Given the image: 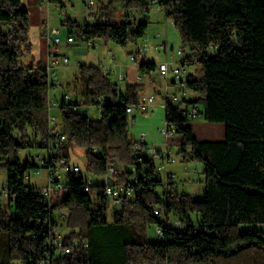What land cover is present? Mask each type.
<instances>
[{"label":"trees","instance_id":"16d2710c","mask_svg":"<svg viewBox=\"0 0 264 264\" xmlns=\"http://www.w3.org/2000/svg\"><path fill=\"white\" fill-rule=\"evenodd\" d=\"M161 2L191 46L183 62L201 66L199 76L187 77L189 90L200 98L185 100V105L202 103L205 120L225 126L224 140L200 141L185 110L165 106L167 124L180 135L184 160L203 164V198L166 185L153 160L136 163L127 107L137 101L141 85L128 84L122 92L99 66L82 64L76 84L81 97H62L57 112L67 143L38 164L48 170L64 157L69 165L71 151L83 148L86 174L67 171L66 194L46 203L27 182L29 171L38 166L22 161L20 152L33 147L47 152L51 87L41 62L22 61L34 56L30 11L22 0H0V168L7 171L10 196L9 205L0 203V231L8 235L7 260L0 264H39L50 251L45 243L49 231L59 228L56 211L62 209L70 211V233L64 238L87 241L88 248L77 260L64 256L52 264H264V0ZM150 5V0H125L123 18L117 21L109 2L100 10L99 22L66 24L87 42L137 44L148 32L144 13ZM141 11L143 17L137 16ZM139 68L151 75L157 64L142 61ZM81 101L96 108L99 117L85 114ZM115 158L125 166L120 181L134 184L132 175L138 179L133 196H123L119 205L105 193V176ZM133 164L135 170L129 169ZM87 175L93 177L90 192L84 190ZM154 208L163 212L161 219ZM176 219L185 223V232L169 228ZM158 225L165 239H150V227L156 235Z\"/></svg>","mask_w":264,"mask_h":264},{"label":"rangeland","instance_id":"374dc122","mask_svg":"<svg viewBox=\"0 0 264 264\" xmlns=\"http://www.w3.org/2000/svg\"><path fill=\"white\" fill-rule=\"evenodd\" d=\"M107 1L113 2V15L114 19L120 21L123 17L125 11L123 7L122 0H94L95 5L94 9L89 10V7L86 3V0H63V3L49 2L45 0L46 5L45 9V22L48 24L49 29L53 30L57 28L60 30L58 37L62 40V43L59 44V48L62 54L67 55L70 59L68 66H59L57 67L58 73V82L62 83L57 90L58 99L61 100L64 94H70L73 97L76 95L81 96V91H76V82L80 74V64L85 65H99V61L102 57H106V64L112 62L111 57L107 56V51L109 49L113 50L114 56L116 57V63L113 65L116 74L111 75V82L118 85L120 91L124 92L126 90V85L131 81L133 75L136 74L137 64L131 60L132 53H136L138 62L143 60H149L155 63H159L161 59H168L169 62H173V66L177 65L180 62L181 58L185 55H190L192 53L191 46L185 44L181 35L180 30L174 25L173 21L166 16L165 11L159 9V4L154 3L153 0H150L151 5L149 12H138L137 16L143 17L144 14L147 15L149 20V28L145 38H142L138 41L137 44L130 43L126 46L120 45L113 41H108L106 44H103V40H96L98 43L96 47L88 46L87 41H85L80 36L77 37L76 41L71 44H67L66 40L69 35V24H66V21H73L78 24H84L88 19V12H98L102 3ZM144 13V14H143ZM47 26V27H48ZM47 27L45 31H47ZM43 25H38L36 22L30 23L29 30V39L33 44V47L36 46L37 41L40 37H44ZM54 33V32H53ZM52 33V35H54ZM161 34V39L163 37L168 40V52L163 50H157L155 45L159 42L157 34ZM149 40V49L148 56L146 57L142 53V45ZM161 44V43H159ZM173 46V48H172ZM184 50L183 54L178 56V50ZM180 57V58H179ZM25 57L22 58V61H25ZM177 62V63H176ZM101 64V63H100ZM199 66V67H198ZM200 68L198 62L192 64H186L187 76L190 75L192 71L196 68ZM143 74L142 72H140ZM124 74L127 78V75H130V78L120 82L118 76ZM140 74V75H141ZM196 74V72H193ZM138 80L131 82L136 83ZM138 83V82H137ZM155 88H161L160 90L165 92V83L159 79L155 78L154 80ZM175 87V86H174ZM164 88V89H163ZM145 93L154 92L152 86L143 87ZM76 91V92H75ZM159 91V89H158ZM155 92L156 94L158 93ZM177 89L171 88V94L176 93ZM201 111H203V104L199 103ZM90 116L99 117L96 108H91ZM166 118H165V99L163 94L159 92L157 94V104L153 111L149 114L143 113H131L129 114V126L128 132L131 140L136 142H145L150 147H165V137L162 136L159 132V129L166 128ZM188 125L193 126L195 129V136L198 139H221L224 135V130L221 128L223 124L220 123H209L205 120L203 114L190 117L188 119ZM180 135L178 133L174 134V138L171 142V150L174 157L177 159L175 163L169 165V171H171L173 176V185L176 187V191L181 194H188L192 197H197L198 199L203 198V193L205 190V178L203 174V164L200 161L196 160H184V155L181 152L180 146ZM45 151L37 147L28 148L20 152V157L22 161L30 159L32 163L36 164L38 167L33 168L29 171L27 176V182L30 183L33 187L43 188L49 184L48 170L44 167H39L37 157L39 155H44ZM71 162L74 165H79L82 168V172L86 174V152L83 148H77L70 153ZM155 164L158 166L159 161L156 160ZM110 165H114L119 169V172L125 170L124 164H122L117 158L113 159ZM135 165H130L129 169H134ZM35 170L39 172L36 173ZM157 175L162 176L163 178L167 177L166 171L157 169ZM131 177V176H130ZM7 171L4 168H0V180L6 181ZM102 181V180H101ZM66 192H61L60 195L63 197ZM55 197V196H54ZM53 197V198H54ZM113 205V204H112ZM13 210V209H12ZM14 211V210H13ZM113 208L109 210L110 216L112 215ZM59 212V211H58ZM59 214V213H58ZM59 217V215H58ZM193 219L197 218V215H192ZM68 217L59 218V229L64 236H68L70 233L69 228L66 226ZM149 238L155 240L156 235L154 227L149 229ZM7 248H8V235L5 231H0V261L7 260Z\"/></svg>","mask_w":264,"mask_h":264},{"label":"built area","instance_id":"2783aa9c","mask_svg":"<svg viewBox=\"0 0 264 264\" xmlns=\"http://www.w3.org/2000/svg\"><path fill=\"white\" fill-rule=\"evenodd\" d=\"M123 2L125 0H122ZM154 3L159 4V9L161 11L166 12V7L161 0H153ZM86 3L90 10L94 9L95 2L94 0H86ZM101 18L96 17L93 22H99ZM78 34H73L68 36L66 42L68 44L76 41ZM157 37L159 35L157 34ZM145 38V37H144ZM54 48L50 52V60H48L47 64L45 65L47 74H48V82L50 87L56 85L58 75H57V67L63 65L68 66L70 63V59L67 55L61 53L59 48V44L62 43L60 37H56L52 40ZM89 46L96 47L97 41H88ZM149 47V40L142 45V52L147 51ZM159 50H163L165 52L168 51V46L166 43H162L157 47ZM177 54L180 56L183 54L182 50H178ZM108 55L112 57L113 60L114 54L111 50L108 51ZM132 60L136 61V57L132 56ZM102 73L105 77L109 78L112 74L113 69L111 65L105 64L104 61L101 63ZM186 65L182 60L177 63V65L173 66L172 63L166 61L162 62L158 65L157 69V77L160 81L168 83L170 78L172 77L174 86L176 87L177 91L174 94L166 88L165 92L163 93V97L165 99V106L169 103L180 105L182 109L185 110V114L190 117H196L201 115V110L198 105H185V98L187 92L189 90L187 85V71ZM124 77L121 75V80ZM67 101L72 99L70 94H64L63 96ZM81 107L85 114H88L90 108L83 105V101H81ZM157 104V94H140L137 101L135 103L129 104L127 107V113H143L149 114L151 111L154 110ZM61 105V101L56 99H49L48 102V111H49V124L51 127V137L49 139V147L47 152L44 155H39L37 160L40 164H44L48 157L53 156L54 154L58 153L62 150L66 143H67V136L64 133L62 126L59 124L58 114L56 110H59ZM100 111V108L98 109ZM167 124V123H166ZM159 132L162 136L165 137V147L158 148V147H150L145 142H134L132 145V153L135 157V161L137 164H142L145 159H151L154 162L156 160L159 161L158 166L156 165L157 169L166 171L167 177L164 178L165 184L175 188L173 185V176L174 174L171 173L168 168L171 163H175L177 159L174 157L172 150H171V142L174 138V134L178 133L176 127L173 125H166V128L159 129ZM135 170V168H134ZM67 171L73 172L75 174H79L82 171V168L79 165L69 164L67 165V159L62 157L58 160L54 161V166L48 169V178L49 184L43 188H38L35 190L36 192L40 193L44 196L46 203L51 204L53 202V197L57 194H60L65 186L64 175ZM38 173L39 171H35ZM120 172L119 169L114 166L110 165L108 168V172L105 176V193L111 198L112 203L114 205H119L123 196L131 197L135 192V185L138 183V179L136 176L132 175L130 180L134 182H122L119 180ZM93 184V177L91 175L86 176V184L84 186V190L86 192L91 191V185ZM9 187L6 181L0 180V203L4 205H9ZM58 211H56L57 213ZM60 217H68L70 215V211L67 209H62L58 212ZM153 213L158 217H163V212L159 208H154ZM169 228L172 230L182 233L187 230L185 223L181 220H171L168 223ZM156 237L158 240L165 239L164 236V228L160 225L156 226ZM50 250L46 255L40 260L39 264H52L55 258L68 256L74 260H77L81 257L82 252L88 248L87 241H81L77 238L72 240H66L61 233L58 227H54L49 231V236L45 243Z\"/></svg>","mask_w":264,"mask_h":264},{"label":"crops","instance_id":"0c3cea01","mask_svg":"<svg viewBox=\"0 0 264 264\" xmlns=\"http://www.w3.org/2000/svg\"><path fill=\"white\" fill-rule=\"evenodd\" d=\"M45 0H22V5L25 7V8H27L29 11H30V23H31V25H32V23L33 22H36L38 25H43L44 24V29H43V31L42 32H44V37H40L39 38V40L37 41V43H36V46H34V51H33V54H34V56L33 57H31V56H28V57H25L26 59H24L25 61H23L25 64H29V63H31L32 61H34V63L35 62H41L44 66L47 64V62H48V60H50V52L53 50V48H54V45H53V42H52V40L54 39V38H56V37H58V34L60 33V30L59 29H57V28H54L53 30H51V28L49 29V26H48V24L46 25V23H44L45 22V20H47V19H45L46 17H45V9H44V7L45 6H47L46 5V2H44ZM49 2L51 3V2H53V1H51V0H49ZM110 1H107L106 3H102L101 4V6H100V8H98V12H88V19H89V21H87V22H92L93 23V21L96 19V17H100L101 18V13H100V10L104 7L103 5H106L107 3H109ZM90 10V9H89ZM48 26V27H47ZM47 27V31H45V28ZM71 29H69V35H73V34H78V36H79V31L77 30V29H73L72 30V32L70 31ZM54 32V33H53ZM52 33L54 34V35H52ZM68 35V36H69ZM158 35H159V37L158 38H160L159 39V42H157L156 43V45H155V48L157 49V50H159L157 47L160 45L159 43H166V44H168V40H167V38H165V37H163V39H161L162 37H161V34L160 33H158ZM77 36V37H78ZM67 43V42H66ZM68 44V43H67ZM71 44V43H70ZM103 44H106V41H104L103 42ZM89 46V45H88ZM168 46V45H167ZM90 47V46H89ZM172 48H173V46H172ZM148 49H149V47H148ZM148 49H147V51H145V52H142V53H144V55L147 57L148 56ZM109 50H111L112 52H113V50L112 49H109ZM108 50V51H109ZM108 51H107V56L109 57L110 55H108ZM168 52V51H167ZM62 53V52H61ZM114 54V53H113ZM133 55L132 56H135L136 57V61H134V63H136L137 64V68H136V74L135 75H133V77H132V79H130L131 81H136V80H138L135 84H139V85H141V91L139 92V95L140 94H142V93H144V94H152V93H155V92H157L158 91V89H159V91H158V93L157 94H159V92L161 93V94H163V92L160 90L161 88H158V89H156L155 88V85H154V80H155V78H157L158 79V77H157V70L154 72V73H152L151 75H147V74H145V73H143V74H141L140 72V68H139V66H140V63L142 62V61H149V60H141V61H139L138 62V60H137V56L135 55L136 53H132ZM178 55V54H177ZM132 56H131V60H132ZM179 56V55H178ZM111 57V56H110ZM114 58H115V60H113L112 59V57L110 58V59H112L111 61L112 62H110V64L108 63V65H111L112 66V69H113V72H112V74L111 75H113V74H116V71L114 70V64L116 63V57L114 56ZM180 58V57H179ZM181 60H182V58H181ZM180 60V61H181ZM102 61H104V63H105V61H106V57H102L101 59H100V61H99V67H101V64L100 63H102ZM133 61V60H132ZM166 61H168V59H166V58H164V59H161L160 61H159V63H156L157 64V69H158V65L160 64V63H162V62H166ZM169 62V61H168ZM170 63H172L173 64V62H170ZM177 63V62H176ZM106 64V63H105ZM82 64H80V66H81ZM200 65V64H199ZM79 66V67H80ZM199 67V66H198ZM196 68L194 71H192L191 73H190V75H188L187 77H189V76H199V74L201 73V66H200V68ZM193 72H196V74H193ZM141 74V75H140ZM57 75H58V73H57ZM111 75L109 76V78H111ZM121 75L124 77L122 80H121ZM127 78L129 79L130 78V75H127ZM126 78V76L124 75V74H120L119 76H118V80L120 81V82H123L124 80H126L127 79ZM131 81H129V83H127V85L128 84H134V82H131ZM76 84H77V82H76ZM60 85H62V83H59L58 82V79H57V83H56V85L55 86H53L52 88H51V92H50V98L49 99H56V100H58V101H61V100H59L58 99V96L56 95L57 94V90H56V88H59V86ZM126 85V86H127ZM75 86H78V85H75ZM147 86H152V89H153V91L154 92H152V93H145V90L146 89H143V87L145 88V87H147ZM174 88V89H176V87H174V82H173V79H172V77L170 78V81L168 82V83H165V90H166V88H168V90L170 91L171 90V88ZM164 89V88H163ZM76 91H77V89H76ZM139 95H138V97H139ZM78 96V95H77ZM73 97V96H72ZM79 97H81V96H79ZM200 98V95L198 94V93H196V92H193V91H191V90H188V92H187V95H186V98H185V100L187 101V103H191V102H194V101H197L198 99ZM198 106H199V103L197 104ZM204 109V108H203ZM53 112H58V110H56V111H53ZM192 128H193V131H194V135H195V129H194V127L193 126H191ZM221 128L224 130V135H223V137H221V139H218V140H224V138H225V126L223 125V126H221ZM200 141H217V140H215V139H211V138H206V139H199ZM180 142V141H179ZM168 170H169V168H168ZM171 172V171H170ZM172 173V172H171Z\"/></svg>","mask_w":264,"mask_h":264}]
</instances>
